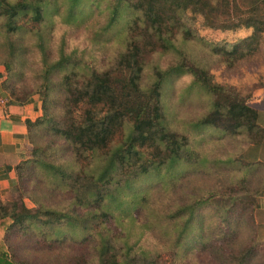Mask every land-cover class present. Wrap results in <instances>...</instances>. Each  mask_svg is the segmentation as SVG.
<instances>
[{
	"label": "trees",
	"instance_id": "trees-1",
	"mask_svg": "<svg viewBox=\"0 0 264 264\" xmlns=\"http://www.w3.org/2000/svg\"><path fill=\"white\" fill-rule=\"evenodd\" d=\"M48 1L0 0V65L6 71L2 87L14 103H25L34 94L41 100V115L26 120L30 156L15 167L13 187L19 194L5 203L0 200V264H163V251L178 254L181 248V255L186 248L192 251L197 264H264V241L253 229L256 193L243 177L237 181L222 170L221 151L207 161L199 153L193 157L187 137L162 120V81L176 66L157 71L145 88L140 83L146 53L173 47L172 37L181 33L189 38L199 27L252 28L230 50L226 44L214 46L234 65L256 49L264 32V0H111L115 19L122 4L133 12L130 37L113 66L91 69L86 76L78 75L67 54L51 58V28L44 24ZM189 71L213 97L198 125L211 124L223 131V138L241 136L244 143L263 137L257 113L247 102L264 82L242 95L232 86L211 82L204 70ZM184 147L187 156L181 154ZM180 160L185 170L220 176V188L211 186L208 197L169 212L150 206L151 184L139 196L119 199L117 192L134 178L159 173ZM161 183L169 192L171 184ZM214 196L223 205H215L216 221L206 235L198 207ZM25 197L34 206L28 207ZM114 199L124 211L111 210ZM142 209L147 215L143 224L138 222ZM106 218L119 225L113 230ZM124 219L135 225L134 233L121 224ZM245 226L251 235L238 243ZM153 231L171 238L162 251L142 244ZM192 233L193 242L182 244ZM66 249L67 257L73 256L62 261L56 253Z\"/></svg>",
	"mask_w": 264,
	"mask_h": 264
},
{
	"label": "rangeland",
	"instance_id": "rangeland-1",
	"mask_svg": "<svg viewBox=\"0 0 264 264\" xmlns=\"http://www.w3.org/2000/svg\"><path fill=\"white\" fill-rule=\"evenodd\" d=\"M71 7L70 16L68 11ZM45 15L44 24L51 28L50 35L52 37L49 43L51 58L59 57L62 52L67 54L71 61L76 62L75 70L80 76L88 75L91 69L102 71L114 65L119 55L126 49L130 37L129 28L134 17L133 12L122 4L118 8V15L115 19L112 14L111 0H80L75 6L71 0H49ZM251 29L219 31L200 29L199 27L196 34L189 38H185L181 33L172 37L173 47L157 48L144 55V68L140 82L143 88L154 81L157 71L176 66L170 74L165 75L162 81L160 95L162 120L171 131L187 137L190 142L187 147L189 148L190 145L195 151V154L192 151L193 157L199 153L207 161L219 155L220 151H222V157H227L226 155H230L231 151L227 150V146L224 147L227 144L226 139L218 138L216 140L223 134L221 129L211 124H197L201 117L209 111L213 97L208 90L196 82L189 69L204 70L211 78V82L232 86V88L240 90L242 95L251 93L255 86L264 82V32L258 39L256 49L242 59L236 60L234 65H228L221 53L214 51V46L216 48L224 44L230 50L231 44L239 42L241 38L250 34ZM222 147L225 148H223L224 151H227L221 150ZM188 151L189 149L185 150L184 147L181 154L187 156ZM68 160H71V157H68ZM179 162L175 166L162 167L159 173L150 172L146 176L134 178L129 187L123 186L117 192L119 199L123 200L124 197L128 199L132 195L139 196L145 192V189L150 190L151 186L149 185L151 184L154 187L149 191L151 192L149 193L150 206L163 212L168 209L169 212L183 204H190L197 199L208 197L207 189L211 186L220 188V176L211 175L209 172L206 174L207 171L204 174L203 169L194 171L189 168V170H185L186 166L181 163V160ZM208 162L210 165L213 164L211 161ZM171 175L174 177H170ZM164 176L165 178H163ZM126 177L127 175H124L123 179ZM164 181L166 184H171L169 192L164 191V183H161ZM155 183H157L156 186ZM12 192V199H14L19 194V190L13 187ZM113 201L111 210L116 209L120 212L125 210L121 201L116 199ZM24 203L28 207L34 206L29 197L24 198ZM220 203H222L221 199L214 196L207 204L198 207L206 235L216 221L215 205L220 206ZM154 209L149 208V210ZM146 216L142 209L138 222L143 224L147 220ZM106 220L113 230L115 226L119 225L108 218ZM198 223H200L199 220ZM121 224L130 229L132 233L136 231L135 225L128 219H124ZM66 231L69 233L68 229ZM249 232L247 227L244 228L237 238V242H246L251 235ZM192 235L193 233L187 234L182 238L181 243L193 242ZM145 238L146 236H144ZM151 238L156 240L153 242ZM170 240L169 236L153 231L152 237L143 240L142 244L148 242L145 245L147 248L162 251ZM65 243L67 244V242ZM186 249L182 255V248L178 250V254L174 250L173 253L168 249L163 251L161 253L163 264H170L172 260L177 261L178 264H197L193 252L186 251ZM56 254L62 261L70 260V257L73 256L71 254L67 257V249L58 251ZM51 256L53 257V255ZM184 256L185 258L182 259L181 257ZM178 257L180 258L178 259Z\"/></svg>",
	"mask_w": 264,
	"mask_h": 264
},
{
	"label": "crops",
	"instance_id": "crops-1",
	"mask_svg": "<svg viewBox=\"0 0 264 264\" xmlns=\"http://www.w3.org/2000/svg\"><path fill=\"white\" fill-rule=\"evenodd\" d=\"M5 78V68L0 65V96L7 99V114L0 112V200L3 203L13 198L16 165L30 154L31 144L28 140L26 120H34L41 115L39 97L33 95L25 103H14L2 87ZM247 105L256 111V125L262 130L263 137L256 143H244L241 136L223 138L221 134L227 143L224 147L227 146V150L231 152L227 157L221 155L223 160L220 166L222 170L225 167L227 174L237 178V181L243 177L251 192L256 193L258 206L253 211V229L257 237L264 241V86L254 91ZM224 147L221 150L224 151ZM225 159H228V162H224Z\"/></svg>",
	"mask_w": 264,
	"mask_h": 264
},
{
	"label": "built area",
	"instance_id": "built-area-1",
	"mask_svg": "<svg viewBox=\"0 0 264 264\" xmlns=\"http://www.w3.org/2000/svg\"><path fill=\"white\" fill-rule=\"evenodd\" d=\"M6 103H7V99L5 97L0 96V112L5 115L7 114Z\"/></svg>",
	"mask_w": 264,
	"mask_h": 264
}]
</instances>
